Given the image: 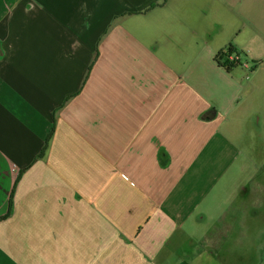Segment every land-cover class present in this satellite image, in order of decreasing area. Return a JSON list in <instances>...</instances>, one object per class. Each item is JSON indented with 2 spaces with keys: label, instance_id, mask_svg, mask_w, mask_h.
Instances as JSON below:
<instances>
[{
  "label": "crops",
  "instance_id": "0c3cea01",
  "mask_svg": "<svg viewBox=\"0 0 264 264\" xmlns=\"http://www.w3.org/2000/svg\"><path fill=\"white\" fill-rule=\"evenodd\" d=\"M219 7L264 0H0V264H264L229 254L264 252V163L193 80H233Z\"/></svg>",
  "mask_w": 264,
  "mask_h": 264
},
{
  "label": "rangeland",
  "instance_id": "374dc122",
  "mask_svg": "<svg viewBox=\"0 0 264 264\" xmlns=\"http://www.w3.org/2000/svg\"><path fill=\"white\" fill-rule=\"evenodd\" d=\"M238 8L219 7L221 13L219 17H222L226 30L217 46L226 47L232 42L242 51L241 56H238L241 60L240 64L233 69L230 75L233 80L218 76L212 66L213 58L210 56H207L206 59L203 57L200 60L192 61L193 67L198 71V75L194 76L193 80L198 85L213 84L218 86V99L225 101L227 108L225 110V104L222 106L224 110L222 113L228 118L226 123L229 122L226 125L229 129L228 134L238 144H244L245 149L248 140L251 139L250 143H255L254 155L251 158L255 159L256 162L264 163V156H258L259 148H264V117L261 118L259 115L264 116V7H240L238 16L232 15ZM232 26L238 29V33L235 31L233 33ZM251 118L254 122L252 126L250 125ZM249 128L252 130L254 128L253 132ZM248 174L247 172L246 175ZM241 176L245 178L244 174ZM221 198L222 201L219 205L215 201L216 210L218 209L216 215L227 207L225 193L222 194ZM249 223L250 229L256 231L257 234L258 230L264 229L262 216L258 217V220H250ZM210 226L209 224L208 227L210 228ZM190 227H188L189 230ZM249 239L253 246L264 244V237L255 235ZM185 247L186 245L182 246L180 251L175 253V264H179L183 260L197 264L200 259L195 256L193 258L188 257ZM229 254H237L242 259L264 258V252L258 251L253 254V257L250 253L241 251Z\"/></svg>",
  "mask_w": 264,
  "mask_h": 264
},
{
  "label": "trees",
  "instance_id": "16d2710c",
  "mask_svg": "<svg viewBox=\"0 0 264 264\" xmlns=\"http://www.w3.org/2000/svg\"><path fill=\"white\" fill-rule=\"evenodd\" d=\"M235 54L237 56H240L241 54L233 50L231 46H229L227 49L220 51L214 61L215 63L221 67L224 68L227 72H231L234 68H236L238 65H233L232 63H229L226 59L229 55ZM223 61V62H222ZM42 154V153H41ZM41 156V155H40Z\"/></svg>",
  "mask_w": 264,
  "mask_h": 264
},
{
  "label": "built area",
  "instance_id": "2783aa9c",
  "mask_svg": "<svg viewBox=\"0 0 264 264\" xmlns=\"http://www.w3.org/2000/svg\"><path fill=\"white\" fill-rule=\"evenodd\" d=\"M226 60L229 63H232L233 65H239L240 64L239 57L237 55H234V54L229 55Z\"/></svg>",
  "mask_w": 264,
  "mask_h": 264
}]
</instances>
